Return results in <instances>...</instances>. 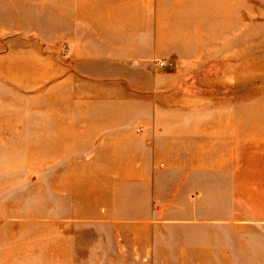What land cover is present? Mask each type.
<instances>
[{"label": "rangeland", "instance_id": "374dc122", "mask_svg": "<svg viewBox=\"0 0 264 264\" xmlns=\"http://www.w3.org/2000/svg\"><path fill=\"white\" fill-rule=\"evenodd\" d=\"M59 18H145L144 47ZM0 264H264V0H0Z\"/></svg>", "mask_w": 264, "mask_h": 264}, {"label": "crops", "instance_id": "0c3cea01", "mask_svg": "<svg viewBox=\"0 0 264 264\" xmlns=\"http://www.w3.org/2000/svg\"><path fill=\"white\" fill-rule=\"evenodd\" d=\"M146 25L145 18H59L58 20L59 29L65 28V32H74L71 36L73 47L82 54H139L144 47L141 40L145 37ZM134 120L135 118L132 117L120 124L129 126ZM120 124L110 127L109 130L98 127L94 132L99 134L105 130L104 135L107 137L104 138V144H110L109 142L114 144L116 160L123 159L129 161L128 165H134L136 161L142 160L140 155L142 152L151 149V144L147 142L146 137L139 141L135 138V143L132 142L127 138L130 135L127 127L122 128Z\"/></svg>", "mask_w": 264, "mask_h": 264}]
</instances>
